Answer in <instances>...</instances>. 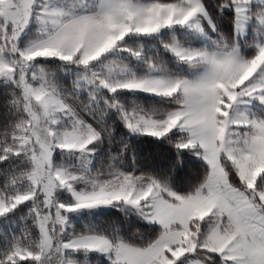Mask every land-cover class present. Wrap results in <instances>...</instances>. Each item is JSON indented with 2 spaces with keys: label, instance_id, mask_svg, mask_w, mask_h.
Wrapping results in <instances>:
<instances>
[{
  "label": "snow or ice",
  "instance_id": "6c2138e0",
  "mask_svg": "<svg viewBox=\"0 0 264 264\" xmlns=\"http://www.w3.org/2000/svg\"><path fill=\"white\" fill-rule=\"evenodd\" d=\"M0 264H264V0H0Z\"/></svg>",
  "mask_w": 264,
  "mask_h": 264
}]
</instances>
